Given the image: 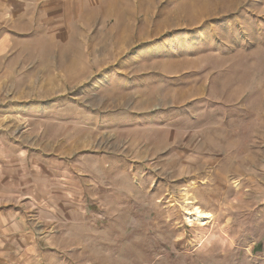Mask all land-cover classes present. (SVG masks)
Returning a JSON list of instances; mask_svg holds the SVG:
<instances>
[{
    "label": "rangeland",
    "instance_id": "374dc122",
    "mask_svg": "<svg viewBox=\"0 0 264 264\" xmlns=\"http://www.w3.org/2000/svg\"><path fill=\"white\" fill-rule=\"evenodd\" d=\"M31 9L45 72L0 107L24 168L0 264H264V0Z\"/></svg>",
    "mask_w": 264,
    "mask_h": 264
},
{
    "label": "crops",
    "instance_id": "0c3cea01",
    "mask_svg": "<svg viewBox=\"0 0 264 264\" xmlns=\"http://www.w3.org/2000/svg\"><path fill=\"white\" fill-rule=\"evenodd\" d=\"M37 0H0V107L6 98L17 96L24 83H37L43 81V62L41 59H30L32 53L37 54L40 48L41 33L36 25V10L31 9ZM43 12V11H42ZM44 11V15H50ZM49 22V21H48ZM38 42V43H37ZM39 66L31 72V67ZM31 73V76H29ZM26 91L28 85L26 84ZM32 90L30 93H34ZM23 96L28 94L22 93ZM34 95V94H32ZM13 162L6 155H0V193L6 188L14 187L18 190L24 186V174L18 167L12 170L9 163ZM5 209L0 206L1 210ZM10 223H0V244L6 241ZM14 233H19V228L14 226Z\"/></svg>",
    "mask_w": 264,
    "mask_h": 264
},
{
    "label": "bare ground",
    "instance_id": "6f19581e",
    "mask_svg": "<svg viewBox=\"0 0 264 264\" xmlns=\"http://www.w3.org/2000/svg\"><path fill=\"white\" fill-rule=\"evenodd\" d=\"M186 203V220L191 223L198 222L204 223L212 218V214L204 211L200 206L195 204V201L191 196H185Z\"/></svg>",
    "mask_w": 264,
    "mask_h": 264
}]
</instances>
